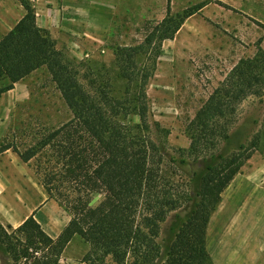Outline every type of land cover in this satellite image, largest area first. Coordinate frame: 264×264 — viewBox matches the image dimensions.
I'll return each instance as SVG.
<instances>
[{"label": "trees", "instance_id": "trees-1", "mask_svg": "<svg viewBox=\"0 0 264 264\" xmlns=\"http://www.w3.org/2000/svg\"><path fill=\"white\" fill-rule=\"evenodd\" d=\"M19 1L24 15L0 36V94L45 67L71 115L45 127L39 139L22 149L2 140L0 153L11 149L23 162L39 160L35 174L41 186L70 219L54 238L33 215L16 227L0 222V264H59L74 236L88 245L81 258L86 264H213L205 244L209 218L251 154H214L210 140L221 131L219 118L235 111L244 98L263 94L264 50L257 44L253 56L239 58L189 120L190 153L197 158L208 150L183 189L161 174L165 150L152 135L146 94L152 71L136 69V51L131 54L133 69L127 68L124 55L133 47L117 52L121 75L136 79L132 97L128 91L118 98L101 86H82L47 30L37 25L28 0ZM166 9L145 39L149 45L157 37L153 63L161 41L172 38L195 11L170 15L169 0ZM128 113L137 121L127 118ZM95 192L102 199L91 206Z\"/></svg>", "mask_w": 264, "mask_h": 264}, {"label": "rangeland", "instance_id": "rangeland-1", "mask_svg": "<svg viewBox=\"0 0 264 264\" xmlns=\"http://www.w3.org/2000/svg\"><path fill=\"white\" fill-rule=\"evenodd\" d=\"M167 1L28 0L37 25L47 30L82 86H101L118 98L128 91L132 97L137 82L121 75L117 52L124 46L133 47L124 55L127 68L133 69L130 60L136 51V69L152 71L146 94L151 130L156 134L152 135L165 150L161 174L187 189L188 176L202 167V155L208 150L197 158L190 153L189 120L239 58L253 56L257 44L264 50V0H169L170 15L195 11L172 38L161 41L160 54L153 63L157 37L149 45L145 39L166 16ZM24 13L19 0H0V36ZM55 86L46 68L40 67L0 94V142L12 141L22 149L39 139L45 127L57 126L70 117ZM127 118L137 121L130 113ZM217 124L221 131L210 140L214 146L209 150L222 156L236 152L251 155L223 190L209 218L207 251L213 264H264V92L244 98ZM11 160L0 158V163L7 166L14 186L22 185L29 205L38 206L43 190L35 174L39 160ZM101 199V193H93L91 206ZM17 214L16 220L20 218ZM87 249L88 245L75 237L59 264H83Z\"/></svg>", "mask_w": 264, "mask_h": 264}, {"label": "crops", "instance_id": "crops-1", "mask_svg": "<svg viewBox=\"0 0 264 264\" xmlns=\"http://www.w3.org/2000/svg\"><path fill=\"white\" fill-rule=\"evenodd\" d=\"M9 150L10 149L0 153V158L8 157V159H12L11 161H17L16 159L21 160L15 152L8 154ZM6 168V165H1L0 163V222L3 225L16 227L28 216L33 215L41 228L49 236L53 238L56 237L69 221L70 217L68 213L57 203V201L48 197L42 186V194L39 195L41 203L38 206L36 203L29 205V201L20 187L22 185L17 183L18 185L14 186L12 175L10 176V174L6 172ZM25 171L23 178L26 181L28 178L27 167ZM45 194L47 195L45 196L47 199L44 197ZM15 212L20 216L18 220L14 219ZM75 237L76 236H74L66 245L62 255ZM82 263L86 264L85 262Z\"/></svg>", "mask_w": 264, "mask_h": 264}]
</instances>
